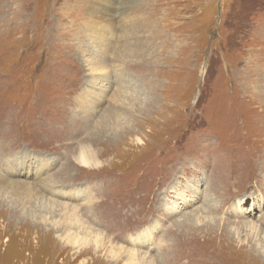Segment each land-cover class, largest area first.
Returning a JSON list of instances; mask_svg holds the SVG:
<instances>
[{
	"label": "rangeland",
	"instance_id": "1",
	"mask_svg": "<svg viewBox=\"0 0 264 264\" xmlns=\"http://www.w3.org/2000/svg\"><path fill=\"white\" fill-rule=\"evenodd\" d=\"M111 2L0 0V264H264V0Z\"/></svg>",
	"mask_w": 264,
	"mask_h": 264
},
{
	"label": "bare ground",
	"instance_id": "2",
	"mask_svg": "<svg viewBox=\"0 0 264 264\" xmlns=\"http://www.w3.org/2000/svg\"><path fill=\"white\" fill-rule=\"evenodd\" d=\"M94 1H96V3H98L99 5H103V4H106V6L108 5V7H106L105 6V8H104V11L106 12V14H108V11H107V8L109 9V15H111V11L113 10V2H111V1H114V0H105L104 1V3L102 4V3H100L101 2V0H94ZM91 7V6H90ZM89 8V7H88ZM101 8V7H100ZM93 9V8H92ZM101 12V11H100ZM104 13V12H103ZM124 14V13H123ZM122 14V15H123ZM89 15V14H88ZM93 15V14H92ZM121 15V16H122ZM97 13L95 12V14L93 15V18L94 19H96L97 18ZM96 17V18H95ZM102 19H105L103 16L101 17ZM90 19V18H89ZM127 19V18H126ZM97 20V19H96ZM92 21V20H91ZM90 21V22H91ZM98 21V20H97ZM96 21V23L93 25V27H92V29L91 30H93V35H91L90 34V37H91V40H94L95 39V41L94 42H92V43H95L96 45H97V47L99 48V50H103L104 52H107V47L109 46V49H111V50H113V48H114V46L111 48V46L110 45H107V43L109 42V39L113 36H111V37H109L110 35H109V33L111 32L109 29H108V27H102L101 25H97L98 23H99V21L97 22ZM92 23V22H91ZM89 24V23H88ZM125 24V23H124ZM124 24H122V25H124ZM83 27H84V25H83ZM108 34L107 36H105L106 37V39H104L103 38V36L105 35V34ZM128 36V35H127ZM89 37V38H90ZM125 38V37H124ZM106 40V41H105ZM122 41V40H121ZM97 42V43H96ZM122 43V42H121ZM123 43H129V40H127V41H124ZM122 43V45H124ZM95 45V46H96ZM130 45V44H129ZM123 47V46H122ZM125 47L127 48V44H125ZM126 48L124 49V50H122L121 49V47L119 46V47H117V49H115V51H118L119 52V54L120 55H124L125 57H127V58H129L130 56H131V50H130V52H129V54H128V50H126ZM111 50H109V51H111ZM127 60V59H126ZM99 63V62H98ZM97 63V64H98ZM92 64V63H91ZM101 63H99V65H100ZM98 65V66H99ZM97 66V67H98ZM95 68L96 67H92V65H91V71L90 72H94V71H98V70H100L99 71V73L98 74H100V80L102 79H104V77H103V75L107 78V80L110 82V79H111V75H110V73L108 72V73H105V71H108V69L106 68V66L105 65H102V66H99L96 70H95ZM103 77V78H102ZM118 77V76H117ZM120 78V77H119ZM94 79H95V77H94ZM124 81V80H123ZM111 83V82H110ZM110 83H109V85H110ZM127 85V84H126ZM125 87V86H124ZM102 88V87H101ZM102 91H103V89H102ZM104 94H102L101 93V95L100 96H102V97H104L103 96ZM100 96H98V98H97V101L98 102H101L100 101ZM104 99V98H103ZM102 100V99H101ZM104 101H106V99L104 100ZM116 102V101H115ZM111 111H108L107 113H106V115H105V119L107 120L108 119V121H109V123L111 124V121H113V124H115L114 122H115V120H114V118L115 117H117L118 116V114H117V111L118 110H113V106H111L110 105V108H109ZM107 123V122H106ZM99 130H101V129H99ZM94 138V137H93ZM80 156H82V159H81V163L83 164V165H85V166H89V167H91L92 166V164L94 165V166H97L98 165V162L96 161V158L94 157V155H93V150L91 149V148H85V149H83V152L81 153V155ZM81 158V157H80ZM91 159H93V163H92V161H91ZM18 170H20V172H22L21 174H23L26 170H25V168L24 167H19V169ZM45 170V167L42 165L38 170H37V174H40L41 172H43ZM1 175V174H0ZM3 177V176H2ZM6 178V177H5ZM45 178V177H44ZM14 180V179H13ZM24 180V179H23ZM6 181V180H5ZM18 181H19V179H18ZM5 183V185L2 187V188H4L5 187V190H3V191H5V192H7V193H9L10 195H15V196H20V195H24V194H26V195H39V192H38V190H35L34 189V191H33V189L31 190L30 188H27L26 186H25V184H23V183H15V182H13V183H7V182H4ZM2 186V185H1ZM196 188V187H195ZM1 191V190H0ZM46 191V190H45ZM4 192V193H5ZM45 195V194H44ZM49 195V194H48ZM65 195V194H64ZM2 196V195H1ZM63 196V195H62ZM181 197H183V198H181ZM180 197V199L181 200H185V196L183 195V196H181ZM190 197V196H189ZM44 198V197H43ZM46 198V197H45ZM53 199V198H52ZM51 200V199H50ZM53 203L51 204V205H56V202H54V201H52ZM58 202V201H57ZM188 202V201H187ZM187 202H186V204H187ZM177 205L175 206V209H178V203H176ZM185 204V205H186ZM241 204V201H239V202H237V207L239 208V205ZM92 205V204H91ZM62 206H63V204H62ZM64 206H65V204H64ZM62 207H60V209H61ZM246 209V208H245ZM71 210V211H70ZM51 211V213H54L53 211H56V210H50ZM63 213H65V218H68V216L69 215H71L70 213H72V215L74 214V213H76V212H78L75 208H72V206H70V205H68V206H65V208L63 209ZM244 211V210H243ZM82 213V212H81ZM80 214V213H79ZM78 214V215H79ZM80 216V215H79ZM187 216V215H186ZM233 216V215H232ZM53 217V216H52ZM76 217H77V215H76ZM74 218H75V215H74ZM78 218V217H77ZM188 218V217H187ZM224 218V217H223ZM243 219V218H242ZM72 220V219H71ZM77 220V219H76ZM78 220H79V218H78ZM78 220H77V222H78ZM245 220H247L246 219V217H245ZM84 222V221H83ZM85 224V223H84ZM96 224V223H95ZM69 225H70V221L66 224V226H67V230H69ZM92 226V225H91ZM90 226V227H91ZM96 226V225H95ZM249 226H251V227H257V225H252L251 223H250V225ZM260 226H262V225H260ZM73 227H75V226H73ZM72 227V228H73ZM84 229V228H83ZM89 229V228H88ZM94 229H96V228H94ZM257 229V228H256ZM263 229H264V225H263ZM66 230V229H65ZM70 230H73V229H71L70 228ZM97 230V229H96ZM74 231V230H73ZM77 231V230H76ZM70 232V231H69ZM73 233V232H72ZM63 234V233H62ZM61 234V235H62ZM67 234V233H66ZM91 234H93V233H91V232H89L87 229H84V232H79V233H76V234H74L75 235V237H74V246H76V245H80L81 247H83V246H85L86 244H87V242H89L88 241V236L90 237V238H92L93 239V241L95 242V243H98V242H100L101 240H100V238L99 237H92V235ZM95 238V239H94ZM71 239V238H70ZM146 240V239H145ZM97 245H99V244H97ZM124 247V246H123ZM117 250H119V249H117ZM128 250V249H127ZM133 250V249H132ZM122 251V250H121ZM130 251V250H129ZM126 252V251H125ZM133 252V251H132ZM144 253V252H143ZM132 254V253H131ZM135 255V254H134ZM133 258V257H132Z\"/></svg>",
	"mask_w": 264,
	"mask_h": 264
}]
</instances>
